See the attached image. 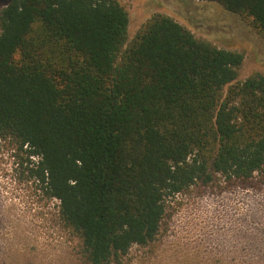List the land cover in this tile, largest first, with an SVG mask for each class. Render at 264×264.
<instances>
[{"label":"trees","instance_id":"1","mask_svg":"<svg viewBox=\"0 0 264 264\" xmlns=\"http://www.w3.org/2000/svg\"><path fill=\"white\" fill-rule=\"evenodd\" d=\"M204 1L264 35V0ZM127 26L116 0L0 10V138L27 153L28 179L59 201L88 264L154 240L167 197L264 169V74L239 79L242 53L168 15L126 44Z\"/></svg>","mask_w":264,"mask_h":264},{"label":"rangeland","instance_id":"2","mask_svg":"<svg viewBox=\"0 0 264 264\" xmlns=\"http://www.w3.org/2000/svg\"><path fill=\"white\" fill-rule=\"evenodd\" d=\"M9 0H0V10ZM127 11L129 43L161 13L197 38L243 54L239 79L264 74V35L253 18L215 1L116 0ZM27 153L0 138V264H88L82 241L27 175ZM35 159V158H32ZM212 180L169 196L154 240L108 264H264V169L246 180Z\"/></svg>","mask_w":264,"mask_h":264}]
</instances>
